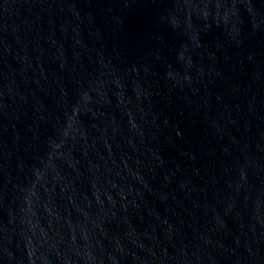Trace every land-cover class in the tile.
Segmentation results:
<instances>
[{"label":"water","instance_id":"water-1","mask_svg":"<svg viewBox=\"0 0 264 264\" xmlns=\"http://www.w3.org/2000/svg\"><path fill=\"white\" fill-rule=\"evenodd\" d=\"M0 264H264V0H0Z\"/></svg>","mask_w":264,"mask_h":264}]
</instances>
